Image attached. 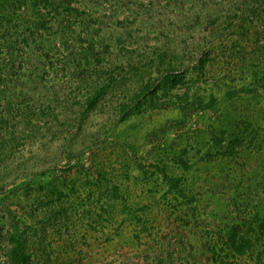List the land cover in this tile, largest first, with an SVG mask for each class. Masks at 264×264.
Instances as JSON below:
<instances>
[{"label":"rangeland","instance_id":"rangeland-1","mask_svg":"<svg viewBox=\"0 0 264 264\" xmlns=\"http://www.w3.org/2000/svg\"><path fill=\"white\" fill-rule=\"evenodd\" d=\"M0 71V264L255 263L264 0H0Z\"/></svg>","mask_w":264,"mask_h":264},{"label":"trees","instance_id":"trees-1","mask_svg":"<svg viewBox=\"0 0 264 264\" xmlns=\"http://www.w3.org/2000/svg\"><path fill=\"white\" fill-rule=\"evenodd\" d=\"M71 9V6H66L60 9L58 4H51V11H53L55 15H60L62 23H67V16ZM67 28H69L68 25L63 26V29ZM7 63H5L4 66ZM12 66L15 67L14 64H12ZM0 72L3 74L4 71ZM200 101L201 98H198L196 103H199ZM12 238L13 245L10 247L7 254L8 264H29V256L25 250L24 231L17 228L16 231H14ZM225 242L224 247L225 249L228 248V251L225 252L226 257H231L233 256L232 254L243 255L249 253L251 255L257 253L254 264H264L262 259L264 247L260 248V246L264 244V217L250 221L241 220V222L231 225L228 229Z\"/></svg>","mask_w":264,"mask_h":264}]
</instances>
